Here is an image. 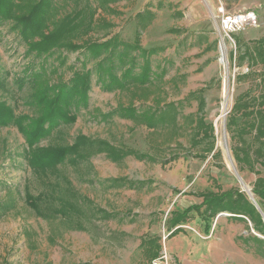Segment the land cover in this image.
<instances>
[{"label": "rangeland", "instance_id": "1", "mask_svg": "<svg viewBox=\"0 0 264 264\" xmlns=\"http://www.w3.org/2000/svg\"><path fill=\"white\" fill-rule=\"evenodd\" d=\"M218 2L121 0L113 6L119 15H95L99 20L111 23V29H96L81 37H84L83 41L100 43L117 34L124 42L131 43L135 36V14L146 8L155 12V19L142 33L140 44L144 49H163L150 60L153 70L167 69L163 83L160 82L167 101H179L190 92L204 89V120L212 124L214 140L203 141L195 148L190 146L187 138L182 142L192 154L206 158L180 159L164 166L133 157H125L117 163L106 153L94 154L78 163L69 158L58 166V171L72 189L88 201L89 208L86 216L79 218L82 229L78 230L60 218L46 219L32 210L26 202V193L40 197L47 191V180L42 181L27 166L23 156L26 146L16 128L0 129V203L12 204L0 219V264H147L139 244L142 239L152 237L160 238L161 253L167 256L166 264H264V256L236 239L240 235L247 236L248 232L243 223L229 220L228 214L213 219L208 231L205 230L206 222L196 213H190L187 221L178 225L182 232L175 236L169 237L171 232L167 228L173 212L201 203V198L197 197L199 192L216 191L212 181H216L222 190L233 186L243 190V185L251 188L256 178L247 170L239 171L230 150L231 135L226 129L227 116L236 97L252 85L249 81L236 80L237 74L247 72L248 67L246 64L237 67L235 59L231 60L233 47L236 49L233 36L245 40L246 32L253 29L247 26L246 30L231 34L234 44L229 41L216 18ZM160 3L163 4L161 7ZM173 29L180 30V34L172 33ZM221 39L224 50L227 48L229 77L230 103L226 114L221 110L224 76L219 62L223 58L219 51ZM83 41L79 39L78 43ZM207 41L213 43L209 50L206 49ZM77 56V53L58 50L48 58H36L26 53V46L10 24L0 26V100L9 104L17 115H32L31 107L26 104L30 94L27 69L37 70L44 63L48 72L57 69L50 77L52 82L57 79L67 81L71 77L70 68L79 67ZM236 56L237 52L234 58ZM62 58L66 63L61 66ZM91 66L89 63L88 68ZM173 77L175 81H171ZM128 102L127 93L102 91L93 76L87 107L79 109L73 124L59 126L39 146L71 144L80 135L91 140H104L117 148L152 152L153 137L149 136V131L113 113L119 104L127 105ZM149 104L151 102L146 103ZM195 111V101L185 104L182 109L183 115ZM223 134L241 182L227 160L221 140ZM212 140L214 149L208 153ZM171 147L160 149V158L168 160L176 151ZM216 151L220 156L212 158ZM258 169L264 173L263 168ZM112 178L142 181L144 185L140 189L111 187L107 180ZM50 179L56 181L54 177ZM8 190L11 195L5 194ZM97 210H103L113 218L102 219ZM253 234L264 240V236Z\"/></svg>", "mask_w": 264, "mask_h": 264}, {"label": "trees", "instance_id": "2", "mask_svg": "<svg viewBox=\"0 0 264 264\" xmlns=\"http://www.w3.org/2000/svg\"><path fill=\"white\" fill-rule=\"evenodd\" d=\"M119 1L0 0V26L11 25L12 31L19 35L26 46L27 54L39 59L48 58L58 50L78 54L76 61L79 67L70 68L71 77L67 81L57 79L52 82L50 77L56 74L57 69L48 72L44 63L37 70L27 69L30 94L26 104L31 107L32 115H17L9 104L0 100V129L9 126L16 128L26 146L23 156L27 166L42 181L47 180V183L44 182L47 191L40 197H33L27 192L26 202L37 215L46 219L60 218L69 227L78 230L82 229L79 218L86 216L89 208L88 201L79 196L58 171V166L69 158L71 162L78 163L94 154L106 153L117 163L125 157H133L138 161L164 166L180 159L206 158L205 155L192 154L182 139L187 138L192 148L203 141L214 140V128L204 120V89L190 92L179 101H167L162 94L164 92H161L160 82L163 83L167 69L159 67L153 70L150 59L163 49H144L140 44L142 33L155 19V12L146 8L135 14V36L131 43L124 42L117 34L100 43L87 39L83 41L96 29L108 31L113 27L95 15H119L113 7ZM162 5L160 3L159 7ZM180 32L172 30V33ZM233 37L236 49L235 54L231 53V60L235 59L237 67L243 64L248 67L247 72L237 74L236 80L249 81L252 85L236 97L227 116L226 129L231 135L230 150L239 171L247 170L256 176L251 185L256 206L239 187L222 190L216 181H212L216 191L199 192L197 197L201 198V203L173 212L167 228L171 232L169 237L175 236L182 232L178 225L186 222L190 213H196L206 222L205 230L208 231L211 221L219 214L226 213L229 220L243 223L248 232L247 236L240 235L236 239L264 256V240L253 234L264 236V173L258 169H264V35L253 40ZM79 39L83 41L81 44L78 43ZM212 47L213 43L208 44L207 41L206 49ZM65 63L66 60L62 58L59 65ZM89 63L92 66L88 68ZM93 76L102 91L129 95L128 104H119L113 113L135 126L147 129L149 136L153 137L150 144L152 152L117 148L104 140H91L80 135L71 144L39 146L59 126L73 124L79 109L87 107ZM171 81H175V77ZM191 101L196 102V111L183 115L182 109ZM148 102L151 104L146 105ZM213 140L209 142L208 153L214 149ZM171 146L175 153L168 160L160 158L158 151ZM219 156L220 152L216 151L212 158ZM50 177L56 181L53 182ZM107 181L111 187L140 189L144 185L142 181L122 178ZM9 191L5 194L11 195ZM11 205L8 202L0 203V219L11 209ZM97 213L102 215V219L113 218L103 210H97ZM139 248L147 264H151L162 251L160 238H144Z\"/></svg>", "mask_w": 264, "mask_h": 264}, {"label": "built area", "instance_id": "3", "mask_svg": "<svg viewBox=\"0 0 264 264\" xmlns=\"http://www.w3.org/2000/svg\"><path fill=\"white\" fill-rule=\"evenodd\" d=\"M216 18L219 20L223 35L234 44L231 34L244 30L247 26L257 25V16L254 12H227L222 6L217 7ZM227 50V48H226ZM235 54V48L233 47ZM166 254L160 253L159 257L151 261V264H166Z\"/></svg>", "mask_w": 264, "mask_h": 264}, {"label": "crops", "instance_id": "4", "mask_svg": "<svg viewBox=\"0 0 264 264\" xmlns=\"http://www.w3.org/2000/svg\"><path fill=\"white\" fill-rule=\"evenodd\" d=\"M218 7L222 6L227 12H254L257 16V25L248 26L244 39L253 40L264 35V0H218ZM245 28L244 30H246Z\"/></svg>", "mask_w": 264, "mask_h": 264}, {"label": "bare ground", "instance_id": "5", "mask_svg": "<svg viewBox=\"0 0 264 264\" xmlns=\"http://www.w3.org/2000/svg\"><path fill=\"white\" fill-rule=\"evenodd\" d=\"M219 51L223 54V58L219 60L220 64L222 65L223 69H224V76H223V80H222V87H221V110L223 112H226V110L229 107V103H230V93H229V77H228V68H227V64H226V57H225V51L224 50V42L221 39L220 42V48ZM222 144L224 145L225 142V135L223 134L222 136ZM226 154V152H225ZM229 162V161H228ZM232 162V160H231ZM233 164V163H232Z\"/></svg>", "mask_w": 264, "mask_h": 264}, {"label": "water", "instance_id": "6", "mask_svg": "<svg viewBox=\"0 0 264 264\" xmlns=\"http://www.w3.org/2000/svg\"><path fill=\"white\" fill-rule=\"evenodd\" d=\"M224 114H226V112H225ZM223 124H224V120H223ZM224 126H225V125H224ZM223 147H224V149L226 150V153H227V160L229 161V164H230V166L232 167V170H233L234 174L236 175L237 179L241 182V178L239 177V175H238V173H237V171H236L234 165L232 164V162H231V160H230V157H229V154H228V151H227L226 141L224 142ZM242 191H244V192L247 194L248 198H249V199L253 202V204L256 206V203H255V201H254L253 194L251 193V188H250V187H247V186H245V185H243V190H242ZM223 215H226V216H227L226 213H225V214H224V213H221V214H219L217 217H219V216H223ZM258 237H259V236H258Z\"/></svg>", "mask_w": 264, "mask_h": 264}]
</instances>
